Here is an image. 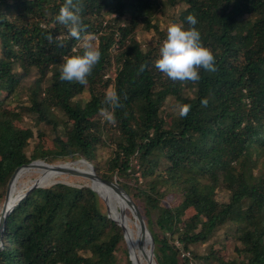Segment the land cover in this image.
Segmentation results:
<instances>
[{
  "label": "trees",
  "instance_id": "1",
  "mask_svg": "<svg viewBox=\"0 0 264 264\" xmlns=\"http://www.w3.org/2000/svg\"><path fill=\"white\" fill-rule=\"evenodd\" d=\"M63 3L0 0V215L19 166L40 157L84 158L139 200L159 264H190L180 262L169 236L177 234L186 250L228 220L243 257L222 264H264V0H82V22L102 52L86 85L59 79L64 57L75 54L74 47L80 51L55 19ZM178 5L184 8L174 19L187 25L186 17L194 14L203 42L216 55L218 70H201L195 84L173 82L154 65L167 35L155 12ZM140 27L154 29L157 38L144 45ZM50 34L64 35L63 46L49 43ZM33 71L38 76L27 94ZM109 89L119 96V107L105 103ZM170 96L192 105L186 118L167 116ZM102 108L114 112L115 124L103 120ZM26 117L52 125L45 151L37 143L29 154L36 132L23 124ZM100 143H111L103 162ZM59 178L25 188L4 222L0 264H120L119 250L133 264L124 229L99 193ZM218 188L229 191L223 207ZM172 192L181 200L164 206Z\"/></svg>",
  "mask_w": 264,
  "mask_h": 264
},
{
  "label": "clouds",
  "instance_id": "2",
  "mask_svg": "<svg viewBox=\"0 0 264 264\" xmlns=\"http://www.w3.org/2000/svg\"><path fill=\"white\" fill-rule=\"evenodd\" d=\"M81 11L82 0H64L59 13L55 17L56 21L67 29V36L79 42L80 49L78 51L74 47L72 51L75 54L64 57L59 79L86 85L88 77L101 60L102 52L94 43L95 37L88 33V26L82 22ZM186 21L187 25L178 22L167 27L166 39L159 49V55L154 65L157 70L173 82L178 81L181 84L191 82L195 84L201 79V70L214 73L218 69L215 53L211 47L205 45L201 32L196 27L198 24L197 17L194 14H189ZM46 38L49 43L59 41L58 46H63L66 39L62 34L55 36V38L50 34ZM146 67V64L141 65L139 71L143 72ZM105 103L113 108L119 107V96L115 91L109 90L105 96ZM207 104V98L201 101L202 107H206ZM191 108L192 105L188 103L178 104L176 105V114L181 118H186ZM100 115L108 123H116L113 111L102 108ZM3 228L0 229L1 233ZM175 243L178 246L182 244L179 239ZM188 259L190 264H195L192 257Z\"/></svg>",
  "mask_w": 264,
  "mask_h": 264
},
{
  "label": "rangeland",
  "instance_id": "3",
  "mask_svg": "<svg viewBox=\"0 0 264 264\" xmlns=\"http://www.w3.org/2000/svg\"><path fill=\"white\" fill-rule=\"evenodd\" d=\"M183 8H184L183 5H178L176 7L160 8L159 10H157L155 12L154 20L158 21L160 24V28L166 30V32H167V27L170 24L178 23V21H176L174 18L179 17V12ZM137 36L141 40V42L145 45L146 42H150L153 40V38H157L156 37L157 33L154 29L146 30V29H142V27H140L137 30ZM94 37L96 39V36H94ZM94 43L96 44V42H94ZM31 74L32 75H30L29 77L26 78V81L28 82V84H30L29 86H27V91H26L27 94L30 92L31 89H33L35 87V78L38 76V72L33 71ZM110 74L112 76H114L115 75L114 70ZM49 81H51V80H49ZM109 90H112V89H109ZM194 91H195V89L192 86H188L186 93L189 96H193ZM177 103L178 102L172 96H170L167 99V101L165 102V106H166V110H167L165 113H167V116L173 115L174 112L176 113V105H178ZM15 104L16 103L14 102L12 104V106H15ZM57 118L59 121H61V119L59 117H57ZM23 124L25 126H30L34 130V132H36V136H34L32 138L31 146H30V149L28 151L29 154L33 153V151L35 149V145L37 143L41 144V146H43L42 148L44 149L43 151H45L47 149L48 145L51 144L52 139L54 137V129H53L52 125L51 124L38 123L32 117L31 118H27V117L24 118ZM41 128L44 130V132L38 131ZM108 147L109 148L111 147V143H110V145H109V143H107V145H104L103 143L99 144L97 154H98V160L100 162H103L109 156V148ZM79 159H81V158H79ZM35 160H44V161L49 162L51 164L52 163L53 164H60V163H66V162H73V161L78 160V159L66 160V161H62V160L57 159V160H54L53 162H51V161H48L46 158L40 157V158H37ZM83 167H85V166H83ZM137 172H138V175L140 177V180L143 181V176H141L140 170H138ZM36 175L35 174H28L27 176H25L23 181L21 183L19 182V184H17L18 188H16L15 196L19 195V193H22L23 192L22 190H24L29 184H31V181L36 178ZM61 176L62 177H60L59 179L64 180V181H68V182H71L74 184H79L82 182L83 184L91 185V180L86 178V177L69 175V174H62ZM115 179L117 180V178H115ZM134 181H136V180L134 178H132L131 182H134ZM132 196L134 197L135 201L137 202L139 209H140V212L144 216L145 214H144L143 209L141 210V208H140L139 200L136 199L134 194H132ZM216 197L220 201V206L223 207L229 199V191H227L224 188H218ZM181 198H182L181 194L176 193V192H172V193L168 194L163 199L164 206H173V204H175L177 201L181 200ZM191 213H192V210L188 209L185 214L188 216ZM144 218H145V221L147 222L146 215L144 216ZM228 221L223 223L217 229V231L206 241L198 242V243H192L189 248H186V250H189L191 252V257H192L193 261L195 262V264H209V263H211V264H222L223 260L225 258H226V261H233L234 258H238V257L242 258L243 257L238 251H236V248H235V246L237 245V240L233 236V234H234L236 227L231 222L228 223ZM147 225H148V223H147ZM148 227H149V225H148ZM149 229H150V231L154 237V240H155V236H154L153 231L151 230L150 227H149ZM175 235H177V234H175ZM175 235L169 236V237H171V239L173 237L175 238V239H173L174 244H176L175 241L178 239V237H176ZM125 241H126V246H127V240L125 239ZM154 242H155L154 243V250H156L158 244H157L156 240ZM3 243H5V241L2 237V240L0 239V248L3 247ZM176 248H179V251H180L179 252L180 262L189 261V259L187 257L182 256V251L185 250V249H183V248H185L183 243L180 246H178L176 244ZM128 251H129V247H128ZM215 251L217 252L216 254H215ZM211 253H214V255H211ZM89 255H91V253H89ZM207 256H209L210 258L207 259L206 258ZM215 256H217V257L221 256L222 257L221 261L218 258H216ZM127 261H128V258H127L125 251L121 253V251L119 250L118 254L116 255V263L127 264ZM157 264H159V263L157 262Z\"/></svg>",
  "mask_w": 264,
  "mask_h": 264
},
{
  "label": "bare ground",
  "instance_id": "4",
  "mask_svg": "<svg viewBox=\"0 0 264 264\" xmlns=\"http://www.w3.org/2000/svg\"><path fill=\"white\" fill-rule=\"evenodd\" d=\"M42 162H44V160ZM82 165L83 164L79 163V166ZM28 174H37L36 178L31 181V184L35 180H39L41 184H48L51 181H55L62 175L56 170V167H47L43 163L38 162L33 166L21 169L17 173L15 182L11 189V194L15 196L16 188H18L17 184H19V182L21 183L25 176H27ZM91 185L93 189L98 191L99 195L105 201L110 217L113 218L119 225H121L125 229V239L127 240V246L130 248L131 261L135 264H146V261L141 251L142 246L140 245L141 234L139 230V220L135 208L129 203L127 196L117 191L112 186L100 182H91ZM22 191L24 192L25 189ZM127 209H129L131 215L127 213ZM144 242L145 245L143 243V246H146V237ZM146 247L148 248V245Z\"/></svg>",
  "mask_w": 264,
  "mask_h": 264
},
{
  "label": "water",
  "instance_id": "5",
  "mask_svg": "<svg viewBox=\"0 0 264 264\" xmlns=\"http://www.w3.org/2000/svg\"><path fill=\"white\" fill-rule=\"evenodd\" d=\"M43 160H33L29 163L23 164L21 166H19L15 172L13 173V175L11 176V179L9 181L8 187H7V193H6V198L1 210V215H0V229H2L4 227V222L6 217L9 215V213L11 212V210L15 207V205L18 203L19 200H21L27 192H23L22 194L16 195L14 196L13 194H11V189L13 187V184L15 182L17 173L25 168V167H30L33 166L34 164L41 162L43 163L45 166L47 167H56V170L60 173V174H72V175H77V176H82V177H86L88 179L91 180L92 183L94 182H100L109 186H112L113 188H115L117 191L125 194L128 198L129 203L135 208V211L137 213V217L139 220V230H140V234H141V238H140V245L142 246V254L143 257L146 261V264H157L156 260H155V250H154V237L147 225V222L145 221L144 216L142 215V213L140 212L139 206L137 204V202L135 201L134 197L132 196V194L123 186H121L119 184V182L115 179H108V178H103L102 176H100L94 169V166L89 163L86 159L82 158V159H78L71 162H66V163H60V164H51L48 162H42ZM79 163L85 165V167L83 166H79ZM54 182V181H51ZM38 185H41V182L39 180H35L31 185L30 188L36 187ZM92 186V185H91ZM93 188V187H92ZM97 191V190H96ZM98 192V191H97ZM124 229V228H123ZM125 231V229H124ZM125 233V232H124ZM148 236V239H147ZM145 237H146V246L148 245V248L146 246H143V243L145 245ZM126 238V236H125ZM0 239L2 240V233L0 232ZM129 254L131 255L130 252V248H129ZM133 263V262H132ZM135 264V263H133Z\"/></svg>",
  "mask_w": 264,
  "mask_h": 264
},
{
  "label": "built area",
  "instance_id": "6",
  "mask_svg": "<svg viewBox=\"0 0 264 264\" xmlns=\"http://www.w3.org/2000/svg\"><path fill=\"white\" fill-rule=\"evenodd\" d=\"M182 256L190 258L191 257V252L189 250H183L182 251Z\"/></svg>",
  "mask_w": 264,
  "mask_h": 264
}]
</instances>
